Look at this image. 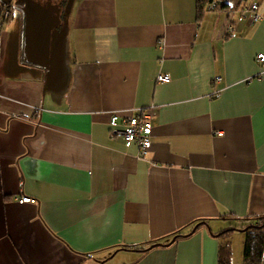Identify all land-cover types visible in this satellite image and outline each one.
<instances>
[{
	"label": "crops",
	"instance_id": "obj_1",
	"mask_svg": "<svg viewBox=\"0 0 264 264\" xmlns=\"http://www.w3.org/2000/svg\"><path fill=\"white\" fill-rule=\"evenodd\" d=\"M226 1L198 20L196 0H0V264H217L227 230L242 264L264 217V8ZM151 106L140 157L108 121Z\"/></svg>",
	"mask_w": 264,
	"mask_h": 264
},
{
	"label": "built area",
	"instance_id": "obj_2",
	"mask_svg": "<svg viewBox=\"0 0 264 264\" xmlns=\"http://www.w3.org/2000/svg\"><path fill=\"white\" fill-rule=\"evenodd\" d=\"M224 2L225 0H213V2L207 6V11H218V7ZM246 10L248 11L247 20L251 23H255L261 19L257 3H251ZM8 17L9 12L7 10H4L0 14V31ZM159 44L162 46V41ZM256 61L263 65L264 55H257ZM156 82L162 84L169 83L170 77L168 75L159 74L156 77ZM214 97H219V93L216 92ZM153 108L154 107L151 106L148 108L134 109L130 111L129 114H120L117 112L111 113L108 121L109 134L119 137L126 147L134 145L137 147L139 156L144 157L150 150L152 144V121L154 119ZM219 135H221V133ZM19 202L34 204L35 200L21 196L19 197Z\"/></svg>",
	"mask_w": 264,
	"mask_h": 264
},
{
	"label": "trees",
	"instance_id": "obj_3",
	"mask_svg": "<svg viewBox=\"0 0 264 264\" xmlns=\"http://www.w3.org/2000/svg\"><path fill=\"white\" fill-rule=\"evenodd\" d=\"M212 2L213 0H196L198 20L201 19V17L205 12H216V11H207V6ZM218 8H219L218 11H227L228 17L232 16L233 14L232 13L233 11H231L232 7L230 6V3L228 1L221 4ZM4 10L5 9H3L1 13ZM9 17H10V13H9ZM202 224L203 223L196 222L193 225L191 233L187 235H183L181 232H178L172 235L169 241H165V242L158 241L154 243L150 248L147 249L125 248V250H132L138 253H145L151 248L168 245L175 242L178 239L190 236L199 227H201ZM232 231L233 230H227L217 235V238L219 240L218 252H217V264H232V248H231V242L229 236ZM241 232L244 234L242 264H261L263 252H264V217H258L253 219L251 223L242 227Z\"/></svg>",
	"mask_w": 264,
	"mask_h": 264
},
{
	"label": "water",
	"instance_id": "obj_4",
	"mask_svg": "<svg viewBox=\"0 0 264 264\" xmlns=\"http://www.w3.org/2000/svg\"><path fill=\"white\" fill-rule=\"evenodd\" d=\"M60 63V54L58 49L55 50V56L49 64V70L54 69Z\"/></svg>",
	"mask_w": 264,
	"mask_h": 264
},
{
	"label": "rangeland",
	"instance_id": "obj_5",
	"mask_svg": "<svg viewBox=\"0 0 264 264\" xmlns=\"http://www.w3.org/2000/svg\"><path fill=\"white\" fill-rule=\"evenodd\" d=\"M248 2V1H247ZM248 3H257V5L259 6V9L260 10H262V8H264V0H249V2ZM216 14H219V12L218 13H215V15ZM221 15V14H220ZM222 17V16H221ZM242 250H243V247H242ZM240 252V251H239Z\"/></svg>",
	"mask_w": 264,
	"mask_h": 264
}]
</instances>
